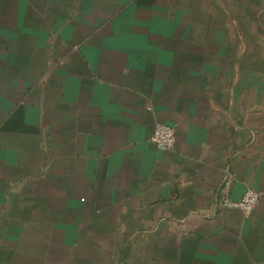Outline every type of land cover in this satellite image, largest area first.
Returning a JSON list of instances; mask_svg holds the SVG:
<instances>
[{"label":"crops","instance_id":"1","mask_svg":"<svg viewBox=\"0 0 264 264\" xmlns=\"http://www.w3.org/2000/svg\"><path fill=\"white\" fill-rule=\"evenodd\" d=\"M50 3L64 52L1 82L0 264H264V0Z\"/></svg>","mask_w":264,"mask_h":264},{"label":"rangeland","instance_id":"2","mask_svg":"<svg viewBox=\"0 0 264 264\" xmlns=\"http://www.w3.org/2000/svg\"><path fill=\"white\" fill-rule=\"evenodd\" d=\"M44 1V0H43ZM51 0H45L43 3L39 0H2L1 12H3L6 20L10 18L20 20V27L16 23L10 22L5 25V29L0 23V91L2 90V78L9 77L11 83V91H17V76L24 74L25 68L38 64V68H47V56L56 53H63L65 44L58 42L54 44L55 32L49 29V8L58 7ZM51 15H57L52 13ZM63 15V14H62ZM51 31V32H50ZM60 32V30H58ZM65 30H61L64 32ZM57 41H60L58 37ZM56 41V42H57ZM235 38L233 39V42ZM257 45H242L235 43H227L223 45H201L202 56H258ZM197 53V51H196ZM45 60L36 61L42 59ZM30 60V61H28ZM29 65L27 66V63ZM17 95V92H15ZM85 239V238H84ZM95 238H90L92 241ZM1 241V238H0Z\"/></svg>","mask_w":264,"mask_h":264},{"label":"built area","instance_id":"3","mask_svg":"<svg viewBox=\"0 0 264 264\" xmlns=\"http://www.w3.org/2000/svg\"><path fill=\"white\" fill-rule=\"evenodd\" d=\"M151 140L159 150H173L177 144V133L173 126L156 124ZM261 200V193L248 189L239 200H225L222 204L225 208L239 209L246 215H250Z\"/></svg>","mask_w":264,"mask_h":264}]
</instances>
